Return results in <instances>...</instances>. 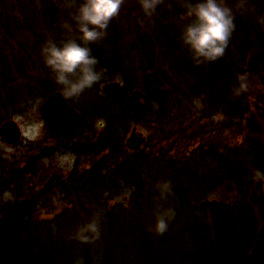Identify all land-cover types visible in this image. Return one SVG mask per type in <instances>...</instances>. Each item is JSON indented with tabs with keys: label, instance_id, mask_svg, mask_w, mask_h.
<instances>
[{
	"label": "trees",
	"instance_id": "1",
	"mask_svg": "<svg viewBox=\"0 0 264 264\" xmlns=\"http://www.w3.org/2000/svg\"><path fill=\"white\" fill-rule=\"evenodd\" d=\"M50 2L0 9V124L32 95L59 90L40 49L79 34L63 27L74 23L75 6L54 10ZM186 3L164 0L149 18L139 0H125L106 38L91 45L104 70L91 89L98 124L123 120L128 128L129 115L147 117L141 150H128L117 129L95 141L89 130L86 140L81 108L75 132L46 123L52 139L30 141L18 155L0 152V264H264V0H225L236 31L225 56L201 66L180 40ZM115 79L122 86L102 93L99 84ZM135 87L145 93L139 112L122 106ZM69 151L77 162L64 171L56 157ZM166 181L172 194L162 199L157 185ZM210 196L218 203L205 207ZM164 208L176 215L158 235ZM96 216L99 237L77 238Z\"/></svg>",
	"mask_w": 264,
	"mask_h": 264
},
{
	"label": "clouds",
	"instance_id": "2",
	"mask_svg": "<svg viewBox=\"0 0 264 264\" xmlns=\"http://www.w3.org/2000/svg\"><path fill=\"white\" fill-rule=\"evenodd\" d=\"M125 0H70L69 6H75L72 13L73 24L63 27L69 32H78L77 38H69L61 43L49 39L40 49L44 65L54 74V82L61 94L68 99H77L83 93L97 85L104 70L98 69L99 59L93 54L91 45L103 41L108 35L112 21L119 17ZM145 17H152L164 0H139ZM244 8L243 4L239 5ZM184 15L186 23L180 33L182 45L191 53V59L197 66L214 63L222 59L236 31V11L225 0H187ZM246 89L241 78L239 89ZM25 135L35 138V131ZM257 175H264L257 172ZM162 199L172 194L170 182L157 185ZM173 208L158 211L154 231L163 235L168 231L175 218ZM89 234L100 235L99 216L78 228L77 238L89 239Z\"/></svg>",
	"mask_w": 264,
	"mask_h": 264
},
{
	"label": "rangeland",
	"instance_id": "3",
	"mask_svg": "<svg viewBox=\"0 0 264 264\" xmlns=\"http://www.w3.org/2000/svg\"><path fill=\"white\" fill-rule=\"evenodd\" d=\"M17 1H19V6L15 10V12L19 13L18 10H21V8H22L21 2L23 1L24 4H26L27 0H17ZM4 2H5V0H0V9L3 11L5 8H7L9 13L14 14L13 8H14V3L16 2V0H8V5H6ZM41 2H43V0H39V3H41ZM26 5H28L30 7L31 6H37V4H31V5L26 4ZM50 5L53 7L54 10H56V8L57 9H59V8L63 9L64 7L68 8L70 5V2L68 0H65V2L52 0V2H50ZM56 15H58V13ZM56 15H54V16L56 17ZM66 17L68 18L69 16H66ZM59 18H61V17H59ZM56 19L58 20V18H56ZM115 80H118L122 83V81L119 79H115ZM115 80H112V81H115ZM107 82H109V81H107ZM105 83L106 82H102L99 84L100 90L102 93L104 92L103 91V84H105ZM91 89L86 90L83 93V95L77 99H70L73 102V104L79 110L82 108L85 111V114L87 115L86 124H83L84 126L82 125L84 130H85L84 135L91 134V132H89V130H92V132H95L94 137H96V139L93 140V141H95L98 139V137H100V135L105 130L108 132L109 130L111 131V129H117L122 133L123 136H125L124 142L126 145L127 137L130 135L132 127L135 125L148 138L151 130L148 128V124H147L148 118L143 116V115H141V116H137L134 114L129 115L127 117V121L130 122V127H128V128L124 127L125 123L123 124V120L115 121L112 128H109L108 125H106V124L104 125L105 127L107 126L106 128L101 127L100 124H98L100 122L101 118H99L98 112L96 111V109L94 107V103L96 102V99L98 98V94L95 92H91ZM133 89L134 88L129 90V92L127 94V98L129 97V95L131 94ZM22 90H24V87L22 88ZM28 94H29V91H28ZM36 94L37 93H35V95ZM35 98H36V96L32 95L29 98L30 103L28 102V104H27V101L24 100L25 102L23 101L18 106V110H15L12 112V113H14L13 116L8 118V119L14 118L18 121V123L21 126L23 136H22V139L19 143L12 144V145L3 142L0 139V152L5 153L7 156L8 155H18L22 151L24 152L25 147L27 146V143L30 141H36V140H38V138H43L45 136H51V139H52V135H50L48 133V131L46 130V123H45V120L43 119L42 114L40 112V105L44 99L43 98L35 99ZM127 98H126V100H127ZM124 102H123V104H124ZM123 104H122V106H123ZM218 118H219V120L222 119L221 116H217V118H215V119L218 120ZM8 119H6V120H8ZM104 123H105V121H104ZM116 125H120V126L117 128V127H115ZM29 130L35 131V133H36L35 138H31V137L25 135V133ZM123 132H125V133H123ZM76 139L78 140L77 136L73 135L71 138V142L75 143ZM89 139H90V137L88 139L86 138V140H89ZM82 140H85V139L82 138V136H81L80 144L77 143L76 146L80 147V145H82V148H83L84 145H83ZM127 149L130 150L128 147H127ZM130 151H133V150H130ZM56 162L58 163V166L63 168L64 171L69 170L72 167H74L76 162H77L76 153L71 152V151H69L67 153H63L62 155H60L58 153L57 157H56ZM210 198L212 199L214 197L210 196Z\"/></svg>",
	"mask_w": 264,
	"mask_h": 264
},
{
	"label": "water",
	"instance_id": "4",
	"mask_svg": "<svg viewBox=\"0 0 264 264\" xmlns=\"http://www.w3.org/2000/svg\"><path fill=\"white\" fill-rule=\"evenodd\" d=\"M122 86V83L118 80L109 81L103 84V91L105 93H111ZM144 91L140 88H134L123 104V108L132 112H139L144 107ZM54 111V112H53ZM40 112L51 125L54 130L57 128L60 130L72 131L77 126L81 119L80 111L64 97L60 90H57L48 95L40 105ZM61 120L58 126L53 122L52 118ZM52 118V119H51ZM62 128V129H61ZM23 136L22 129L18 121L14 118L3 121L0 124V139L7 144H17L21 141ZM89 134H86V138H89ZM147 140V136L138 129L137 126H133L130 135L127 137L126 144L129 148L135 151H139ZM218 203L216 198H207L203 201L205 207L214 206Z\"/></svg>",
	"mask_w": 264,
	"mask_h": 264
},
{
	"label": "flooded vegetation",
	"instance_id": "5",
	"mask_svg": "<svg viewBox=\"0 0 264 264\" xmlns=\"http://www.w3.org/2000/svg\"><path fill=\"white\" fill-rule=\"evenodd\" d=\"M70 101V100H69ZM71 102V101H70ZM72 103V102H71ZM73 104V103H72ZM74 105V104H73ZM75 106V105H74ZM76 107V106H75ZM77 108V107H76ZM78 109V108H77ZM79 110V109H78ZM80 111V110H79ZM54 112V111H53ZM80 113H81V119H82V112L80 111ZM42 117H43V115H42ZM52 118H54V117H52ZM51 118V119H52ZM43 119L45 120V118L43 117ZM81 119H80V121H81ZM59 121H61V120H56L55 118L53 119V122L54 123H56L58 126L60 125V122ZM80 121L78 122V124H77V126L74 128V130H72V131H67L66 132V130L65 129H67V128H65L64 130L62 129V130H60V129H58L57 128V130L55 129V131H57V132H59V133H61V134H64V135H67V134H69V133H73V132H75L76 131V129L78 128V126H79V123H80ZM45 123H47V121L45 120ZM48 124V123H47ZM49 125V124H48ZM50 127H51V125H49ZM54 129V128H53ZM89 135H91V134H89ZM84 137H85V139H86V135H84ZM90 137V136H89ZM147 141V140H146ZM146 143V142H145ZM144 143V144H145ZM126 146H127V144H126ZM144 146V145H143ZM143 146H142V148H143ZM128 147V146H127ZM129 148V147H128ZM141 148V149H142ZM130 150H132L131 148H129ZM140 149V150H141Z\"/></svg>",
	"mask_w": 264,
	"mask_h": 264
}]
</instances>
